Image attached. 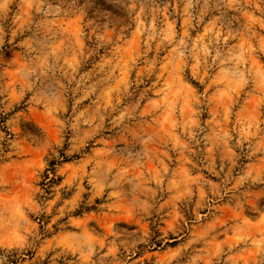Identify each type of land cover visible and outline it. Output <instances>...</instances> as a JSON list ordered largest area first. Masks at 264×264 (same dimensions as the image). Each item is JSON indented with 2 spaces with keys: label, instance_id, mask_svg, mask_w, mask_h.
<instances>
[{
  "label": "clouds",
  "instance_id": "1",
  "mask_svg": "<svg viewBox=\"0 0 264 264\" xmlns=\"http://www.w3.org/2000/svg\"><path fill=\"white\" fill-rule=\"evenodd\" d=\"M0 264H264V0H0Z\"/></svg>",
  "mask_w": 264,
  "mask_h": 264
},
{
  "label": "rangeland",
  "instance_id": "2",
  "mask_svg": "<svg viewBox=\"0 0 264 264\" xmlns=\"http://www.w3.org/2000/svg\"><path fill=\"white\" fill-rule=\"evenodd\" d=\"M35 118H36L37 120H40V117H39V116H36ZM29 151H30V152L32 151L31 147H29ZM5 167H8V166L6 165ZM9 175H11V173H9Z\"/></svg>",
  "mask_w": 264,
  "mask_h": 264
}]
</instances>
